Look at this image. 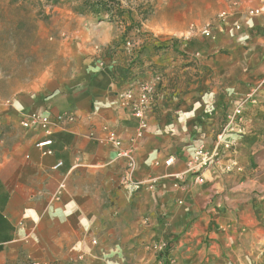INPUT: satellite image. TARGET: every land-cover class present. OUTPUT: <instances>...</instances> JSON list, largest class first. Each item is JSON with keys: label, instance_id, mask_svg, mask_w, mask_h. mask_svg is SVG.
I'll use <instances>...</instances> for the list:
<instances>
[{"label": "crops", "instance_id": "obj_1", "mask_svg": "<svg viewBox=\"0 0 264 264\" xmlns=\"http://www.w3.org/2000/svg\"><path fill=\"white\" fill-rule=\"evenodd\" d=\"M166 1L170 10L126 35L136 39L131 51L120 44L128 22L108 24L101 36L90 30L69 76H39L0 107V264L20 255L41 263L161 264L162 243L173 264L264 257V87L256 89L264 81V13L250 14L261 4ZM155 75L130 175L120 153L139 128L117 94ZM64 112L76 120L50 136L19 124L30 113ZM104 126L119 149L101 142ZM45 140L51 145L36 147ZM215 148L221 156L195 184V152ZM46 149L50 155H42Z\"/></svg>", "mask_w": 264, "mask_h": 264}, {"label": "rangeland", "instance_id": "obj_2", "mask_svg": "<svg viewBox=\"0 0 264 264\" xmlns=\"http://www.w3.org/2000/svg\"><path fill=\"white\" fill-rule=\"evenodd\" d=\"M113 1L118 3L121 12L120 16L109 21L77 14L72 11L74 4L49 6L42 0H0V107L17 93L31 89L39 76L46 73L57 77L69 76L77 67L81 43L86 41L90 30L101 36L106 33L108 24L122 27L126 21L131 30L139 32L140 21H146L153 13L159 19L161 12L170 10L166 0ZM124 35L120 42L123 47L126 41H136ZM93 47L97 53H101L103 48L95 44ZM100 64L103 66L102 62ZM253 208L256 217L260 213L262 215V207L254 205ZM261 226L264 230V217ZM167 250L163 253L156 250L155 258L159 263L173 264ZM22 258L27 259L25 256ZM253 259L251 264H264V257L253 256ZM11 264L24 262L18 258Z\"/></svg>", "mask_w": 264, "mask_h": 264}, {"label": "built area", "instance_id": "obj_3", "mask_svg": "<svg viewBox=\"0 0 264 264\" xmlns=\"http://www.w3.org/2000/svg\"><path fill=\"white\" fill-rule=\"evenodd\" d=\"M261 6L256 9L250 11L252 15H259L264 13V0H257ZM203 35L206 38H210L212 35L208 30L203 32ZM127 49H131L132 43L130 41H126L124 43ZM129 51V50H128ZM102 64H100V67ZM160 81V76L155 75L153 76L152 80H144L138 83L135 89H126L122 90L117 94V97L120 101V105L124 109H128L130 111L131 116L137 121L138 123V132L136 133L135 137L131 140V148L127 151L120 153L127 161V167L130 175L133 173L135 168V159L132 147L136 139L141 137V131L146 127L147 124V115L148 112L153 108L155 97H156V83ZM264 87L263 83H260L256 89ZM241 115V110L237 109L235 111V116L239 117ZM76 120L75 115L72 112H64L58 114L56 116L50 115H43L38 113H30L24 116L19 124L24 129H36L39 130L46 136H50L55 130L61 129L64 125L73 123ZM102 132L104 134L103 139L101 142L111 144L113 147L119 149L121 147V141L118 139L114 130L110 129L109 127H102ZM51 145V140H45L43 142L37 143V148H44ZM231 148L230 145L222 146L223 150H229ZM51 150L46 149L42 150V155H50ZM221 156V152L219 148H215L211 153L206 152L202 149L197 150L193 156L192 161L189 164V171L192 175L193 182L195 184L202 182V176L200 175L201 171L207 169L214 164H216L218 158ZM170 160L167 161V164ZM62 165L61 162L57 163L54 166V169H58ZM232 166L228 167L229 170ZM95 244V242H92ZM167 249V245L165 243L159 244L158 251L164 252ZM33 264H49L46 262H35Z\"/></svg>", "mask_w": 264, "mask_h": 264}, {"label": "trees", "instance_id": "obj_4", "mask_svg": "<svg viewBox=\"0 0 264 264\" xmlns=\"http://www.w3.org/2000/svg\"><path fill=\"white\" fill-rule=\"evenodd\" d=\"M25 1V0H24ZM44 4L49 6H56V5H75L72 7V11L76 12L80 15H90V17L98 20H109L111 21L112 18L115 16H120V12L118 9V3L113 0H42ZM132 28L129 27L126 30L124 36H126L129 32L133 31ZM126 39V38H125ZM24 264H33V261L30 259L23 260L22 256L19 257ZM51 264V263H49ZM55 264V263H52Z\"/></svg>", "mask_w": 264, "mask_h": 264}]
</instances>
